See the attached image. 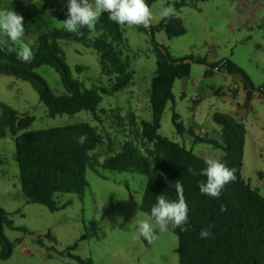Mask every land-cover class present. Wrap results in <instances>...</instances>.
<instances>
[{
	"label": "rangeland",
	"instance_id": "1",
	"mask_svg": "<svg viewBox=\"0 0 264 264\" xmlns=\"http://www.w3.org/2000/svg\"><path fill=\"white\" fill-rule=\"evenodd\" d=\"M178 1L154 0L148 5L152 13L150 25L165 18L163 9L174 7ZM67 5L68 0H0V10L11 9L23 17L25 42H36L44 32H68L58 23L67 19ZM175 11L183 20L186 33L168 39L164 32H157L155 40L174 57L192 55L206 59L207 65L191 64L190 77L174 83V101L162 115L159 134L204 160L221 161L223 150L198 142L197 137L207 135L217 139L221 128L213 115L232 114L246 128L242 176L264 196V103L254 92L250 104H246L247 88L238 75L233 76L237 79L234 81L224 70H215L208 77L204 75L209 65L229 59L244 69L256 87L264 84V0L194 1ZM140 27L144 26L127 25L123 32L122 57L130 62L131 83L114 94H101L97 118L88 111L49 117L32 82L8 74L0 75V102L20 114L34 117L31 130L78 123L96 127L103 139L96 152L103 162L109 154L119 151L123 141L132 135V128L122 118L132 112L138 125L141 120L151 119L150 89L156 57L152 36ZM100 33L94 31L89 37ZM0 39L6 41L0 43L1 48L19 49L7 37ZM58 43L73 79L85 88H109L114 83L113 75L101 73L99 57L93 49L72 39H59ZM35 73L56 95L67 93L53 67L43 65ZM173 112L179 115L185 131H177ZM14 155L13 137L0 139V207L9 213L15 227L28 232L4 226L13 251L0 264H79L67 256L68 252L91 264H179L178 238L173 233H159L152 221L157 231L155 240L149 243L138 234V221L145 218L136 217L141 212L147 180L144 175L88 168L85 174L88 187L83 197L57 194L54 199L62 208L52 212L26 198ZM74 244L76 247L68 251Z\"/></svg>",
	"mask_w": 264,
	"mask_h": 264
},
{
	"label": "trees",
	"instance_id": "2",
	"mask_svg": "<svg viewBox=\"0 0 264 264\" xmlns=\"http://www.w3.org/2000/svg\"><path fill=\"white\" fill-rule=\"evenodd\" d=\"M153 1L148 0V5ZM194 1L205 0H179L174 7L178 10ZM125 26L110 20L108 13H104L96 23L95 30L82 28V35L61 31L44 32L34 44V55L30 62L17 59L18 50L0 47V75L8 74L31 81L49 117L88 111L97 118L102 102L101 94L119 92L128 87L133 78L129 60L122 57ZM140 29L148 31L152 36L156 57L150 89L151 119L141 120L138 125L132 112L122 118L132 128V135L123 141L119 151L109 154L103 162H100L96 152L103 142L96 127L78 123L31 130L34 117L20 114L0 102V139L8 136L14 139V157L24 195L31 198V202L55 212L62 208L54 199L57 194L83 197L88 187L85 178L88 168L95 171L102 168L138 173L147 178L140 210L150 214L151 207L157 202L156 196L164 193L170 201L178 200L175 182L179 180L188 205L185 227L189 229L181 231L179 227L172 229L169 226V231L178 238L176 253L179 264H264V196L252 187L241 172L245 126L232 114L215 113L213 120L221 128L217 139L208 138L207 135L197 137L198 142L221 148L224 152L221 162L235 169L236 176L234 181L224 186L219 198L201 194L198 183L206 178L193 175L188 169L199 173L206 168L205 160L185 146L160 135L159 130L167 105L174 101V83L190 77L191 64L207 65L206 59L192 55L174 57L155 40L157 32H164L168 39L186 33L183 20L177 15L165 17L156 25ZM94 31L101 33L97 37H89ZM59 39H72L93 49L99 57L101 73L113 75L114 83L109 88L87 89L73 79L58 43ZM43 65L51 66L59 73L66 94L53 93L47 82L35 73ZM77 70L82 71V68L78 67ZM215 70H224L244 80L247 88L246 104H250L254 92L258 93L264 103V84L256 87L242 67L229 59H222L208 66L205 77L211 76ZM179 120V115L173 112V124L178 132H183L185 128ZM83 134H87V140L80 144L78 137ZM222 206L225 211H221ZM209 225L212 226L211 237L201 239L200 231ZM4 226L28 232L25 228L15 227L9 213L0 207V260L9 258L13 251L12 243L4 234ZM46 236L51 237L50 233ZM75 247L76 244L68 251ZM67 256L79 264H91L89 260H83L70 252Z\"/></svg>",
	"mask_w": 264,
	"mask_h": 264
},
{
	"label": "clouds",
	"instance_id": "3",
	"mask_svg": "<svg viewBox=\"0 0 264 264\" xmlns=\"http://www.w3.org/2000/svg\"><path fill=\"white\" fill-rule=\"evenodd\" d=\"M108 13V18L120 25L128 26H144L148 27L152 18L150 7L146 0H68L67 19L58 22L65 30L70 33L82 35L81 29L88 28L95 30V25L100 16ZM176 15L173 6L165 7L162 16L172 18ZM0 37H7L14 44L19 45L17 51V59L22 62H30L33 58L32 40L25 42V27L23 25V17L15 13L11 9L0 10ZM0 43H6L0 39ZM87 140V134L78 137V143L84 144ZM204 168L199 173L189 168V173L193 175H201L205 177L198 183L201 194H205L214 198H219L224 186L236 179L235 169L229 168L225 163L207 158ZM165 179L167 177L161 173ZM175 189L178 194V200L170 201L165 195L156 196L157 202L151 207L150 214L147 212H137L145 218L138 221V234L151 243L157 238V231L152 226V221L158 226L159 233L180 228L181 231H188L185 227L188 217V205L183 195V186L179 180L175 182ZM225 207H221V211H225ZM135 217V218H136ZM122 222V221H121ZM211 225L200 231V238L207 239L211 237Z\"/></svg>",
	"mask_w": 264,
	"mask_h": 264
},
{
	"label": "crops",
	"instance_id": "4",
	"mask_svg": "<svg viewBox=\"0 0 264 264\" xmlns=\"http://www.w3.org/2000/svg\"><path fill=\"white\" fill-rule=\"evenodd\" d=\"M229 75L232 76V77L235 76V75H233V74H232V75L229 74ZM186 79H187V78H186ZM234 80H237V79L233 77V80H232V81H234Z\"/></svg>",
	"mask_w": 264,
	"mask_h": 264
},
{
	"label": "water",
	"instance_id": "5",
	"mask_svg": "<svg viewBox=\"0 0 264 264\" xmlns=\"http://www.w3.org/2000/svg\"><path fill=\"white\" fill-rule=\"evenodd\" d=\"M28 200H29L30 202L32 201V199H31V198H29Z\"/></svg>",
	"mask_w": 264,
	"mask_h": 264
}]
</instances>
